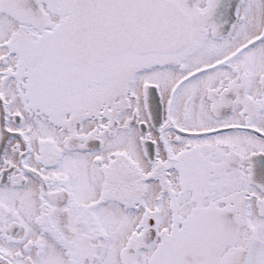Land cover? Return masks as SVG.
Here are the masks:
<instances>
[{
	"label": "snow or ice",
	"instance_id": "snow-or-ice-1",
	"mask_svg": "<svg viewBox=\"0 0 264 264\" xmlns=\"http://www.w3.org/2000/svg\"><path fill=\"white\" fill-rule=\"evenodd\" d=\"M0 264H264V0H0Z\"/></svg>",
	"mask_w": 264,
	"mask_h": 264
}]
</instances>
